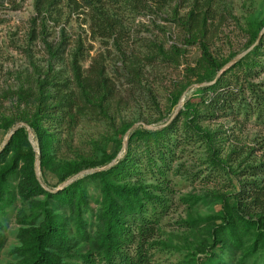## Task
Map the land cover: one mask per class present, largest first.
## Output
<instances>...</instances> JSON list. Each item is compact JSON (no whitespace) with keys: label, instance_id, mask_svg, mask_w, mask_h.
I'll return each instance as SVG.
<instances>
[{"label":"rangeland","instance_id":"rangeland-1","mask_svg":"<svg viewBox=\"0 0 264 264\" xmlns=\"http://www.w3.org/2000/svg\"><path fill=\"white\" fill-rule=\"evenodd\" d=\"M36 1L6 0L0 4V148L15 126L9 128L12 121L10 107L14 102L11 100L10 92L19 89L21 85L25 87L28 74L36 76L33 72L35 66L44 69L47 66V56L41 41L44 34L42 35L41 29L37 27L35 39L31 40L29 35L32 26L30 21L36 16ZM147 2L146 5V0H56L47 12L45 19L47 41L58 44L61 39H65L67 42L62 59L54 69L63 71L64 75L70 77L68 74L70 53L80 43L83 48L81 62L83 69L87 72L91 68L104 66L110 83L117 91L114 101H119L118 113L114 115V120H95L87 116L65 123L62 127L55 121L43 123L48 133L62 135L58 139L63 141V146L56 154L52 153L57 160L71 163L85 160L98 163L117 152L115 159L112 160L116 163L123 159L133 131L137 129L156 131L159 129L148 130L142 124L152 127L168 121L167 115L172 107V100L167 98L169 82L178 76L184 65L178 68L168 64L161 66L157 58L151 63L146 59L153 58L157 53L151 41L157 45L162 44L165 50L169 48L172 39L178 34L170 19L174 15L177 17L185 15L189 10V3L173 1L159 8L150 1ZM212 10L213 19L209 21L210 29L205 40L208 41L211 51L221 58H227L231 54L238 56L246 51L244 46L249 39V33L258 28V25H264V0H214ZM253 45L242 57L249 56L248 64L243 66V69L247 70L254 66L253 61L258 62L256 69L260 74L256 80L264 83V49L255 53L252 51ZM199 54L200 50L196 44L188 48L185 57L188 62H192ZM131 60H134L136 68L140 69V83L132 80L124 66ZM194 85L182 94L183 104L193 91L199 88L196 86L198 84ZM262 89L264 90V84ZM147 90H150L149 94ZM150 95L152 100L149 101L147 98ZM153 100L154 104L151 102ZM113 108L116 109L115 105ZM176 108L177 106L170 113L169 119ZM158 110L162 112L161 122L150 125L143 122L142 119L158 118L160 116ZM135 124L138 126L130 130ZM246 124L230 131L234 126L225 120L203 123L202 128L208 131L218 129L220 131L218 135H222L223 138L228 135L231 138V146L223 148L221 156L215 161L204 163L207 152L201 143V146L196 144L177 154L179 160L174 162L169 172H166L165 180L157 179L145 168H139L144 183L148 186L144 217L154 231L144 236L147 240L142 241L138 225H130L137 239L134 245L142 248L143 251L140 249L139 251L146 264H237L241 251L252 247L254 228L247 231L244 225L241 227L242 223L237 239L243 246H235L229 235L224 233L221 242L212 248L209 238L212 228L221 223L223 203H227L228 206L234 204L240 181L237 171L264 155L262 149L264 130L257 126V123ZM27 142L33 151L34 149L38 151V140L32 130L31 141L29 142L27 138ZM143 143L141 139L132 141L137 154L142 152ZM21 147L23 151L29 150L24 143ZM234 147L244 153L241 156L235 154L239 158L236 159L234 155L230 162L226 155ZM243 158L247 160H244L245 164H240ZM105 166L107 165L92 169ZM86 175L89 174L78 176L77 179ZM32 176L46 192L50 193H56L66 187L62 185L72 178L71 176L62 182L63 173L49 168L42 170L40 163L37 177L35 156L32 160L26 159L19 163L16 172L8 178L10 188L0 202V222L3 225L0 264H19L21 261L19 250L24 234H29L30 230L42 223L40 207L45 196L30 194L28 180ZM83 184L88 199L87 206L82 209V216L87 223L89 234L96 238L94 235L98 229V215L103 202L100 185L93 179H86ZM51 207L54 208L53 212L64 214L69 235L73 237V215L69 208L60 204L57 206L51 204ZM206 246L211 247L209 252L213 255L212 262H204V255L197 252ZM236 248H239L240 252ZM193 253H196V257L192 263L190 255ZM71 254V258H61L62 261L68 264L103 263L96 243L89 245L88 242L82 241L75 246ZM77 254L86 255L89 262H82ZM263 259L264 244H259L255 251L252 250L245 264H263Z\"/></svg>","mask_w":264,"mask_h":264},{"label":"trees","instance_id":"trees-1","mask_svg":"<svg viewBox=\"0 0 264 264\" xmlns=\"http://www.w3.org/2000/svg\"><path fill=\"white\" fill-rule=\"evenodd\" d=\"M4 1L6 0H0V4ZM55 1L35 2L36 16L30 21L32 26L29 35L31 40L35 39L37 27L41 29V34H44L41 41L47 56V66L45 69L35 66L33 72L36 76L28 74L25 87L21 85L19 89L10 92L11 100L14 102L10 107L12 121L8 127L11 128L17 123L28 125L38 140V159L42 170L48 168L58 170L59 173H63V182L82 170L110 164L117 152L98 163L85 160L76 163L57 160L52 153L56 154L63 146V141L58 139L62 135L48 133L43 123L55 121L59 127H62L65 123L87 116L95 120H114V115L118 113L119 101H114L117 91L110 83L104 66L91 68L87 72L83 69L81 64L83 48L80 43L70 53L71 60L68 65L70 77L64 75L63 71L54 69V66L61 61L67 47L65 39H61L58 44L47 41L45 19ZM147 1L159 8L173 1L189 3V10L185 15L182 17L174 15L170 19L178 34L172 39L169 48L165 50L162 44L157 45L151 41L157 53L153 58L146 59L151 63L157 58L161 66L168 64L178 68L184 65L178 76L169 82L167 98L172 100L171 113L187 88L194 84L214 81L216 74L236 54H231L227 58L218 57L205 40L210 29L209 21L213 19L214 0H146V5ZM263 26L258 25V28L249 33L245 50L256 42ZM196 44L200 54L195 60L188 62L185 57L186 52L188 53L190 46ZM260 49H264V36L252 51L256 53ZM248 57L245 56L230 67L215 80L214 84L196 88L175 118L163 128L156 131L144 129L133 131L123 159L109 169L76 179L56 193L46 192L34 176L29 178L30 194L44 195L45 198L40 207L42 223L30 230L29 234H24L19 250L21 256L19 264H68L61 258H71V251L82 241L88 242L89 245L97 244L102 264H146L141 253L142 248L137 244L134 245L137 239L130 225H138L140 234L142 233L140 239L142 241L147 240L144 236L154 231L144 217L148 186L144 183L139 168H145L157 179H164L166 172H169L174 162L179 160L177 155L179 152L183 153L196 144L201 146V143L206 147L207 152L204 163L215 161L221 156L223 148L231 146V138L228 135L224 138L218 135L220 133L218 129L208 131L202 128L203 123L225 120L234 126L230 131L247 125V122L257 123V126L264 130V90L262 89L264 83L256 80L260 74L256 69L258 62L253 61L254 66L247 70L243 69V66L248 64ZM124 66L132 80L140 83V69L136 68L135 61L131 60ZM149 91L147 90L148 94ZM147 99L152 100L151 95ZM151 102L154 104L155 101ZM114 105L116 109L113 108ZM158 112L160 114L158 118L142 119L143 122L147 125L158 124L162 121V112L160 110ZM170 113L167 115L168 120ZM166 121L161 124L167 123ZM128 126L130 127L131 124ZM138 139L144 141V148L137 154L133 149L132 141ZM22 143L29 147L28 151L22 150ZM262 149L264 150V147ZM243 153L234 147L227 153L226 158L232 162V156L235 154L241 156ZM34 156L35 152L27 142L25 128H19L7 145L0 150V202L10 188L8 178L16 172L19 163L26 159L32 160ZM237 158L239 157L236 156ZM244 160L247 159L243 158L240 164H245ZM237 172L240 181L234 204L228 206L227 203H223L221 223L212 228L209 238L212 248L221 242L224 233L229 235L235 246H243L237 239L239 229L243 225L247 231L254 228L253 245L241 251L237 262V264H245L252 250L255 251L259 244H264V155L259 156L252 163L245 164ZM86 179H93L99 183L103 198L98 215L99 225L94 235L96 238L89 234L87 223L82 216V209L87 206L88 199L83 184ZM51 204L55 206L60 204L69 208V212L73 215V237L69 235L64 214L53 212L54 208ZM2 230L3 225L0 222V247L3 244ZM209 248L211 247L206 246L197 251L204 255V262H212L213 255L209 252ZM236 249L240 252L239 248ZM128 250L133 252L128 253ZM77 255L82 262H89L86 255ZM190 257L192 263L195 262L196 253L191 254Z\"/></svg>","mask_w":264,"mask_h":264},{"label":"water","instance_id":"water-1","mask_svg":"<svg viewBox=\"0 0 264 264\" xmlns=\"http://www.w3.org/2000/svg\"><path fill=\"white\" fill-rule=\"evenodd\" d=\"M264 33V29L261 30V32L259 33L258 35V38L256 40V42L254 43L253 46H255V44L258 43L260 37L263 35ZM252 48V47H251ZM250 48V49H251ZM246 50L244 52H242L240 55L236 56L235 58H233L226 66H224L221 71L217 74V77H219L227 68H229L231 65H234L236 62H238L244 55H246L248 53V51L250 50ZM216 77V79H217ZM211 83H208V85H211L215 82V80ZM207 84H199V85H196L197 87H201V86H205ZM193 86L195 85H192L190 86L187 90L189 91L191 88H193ZM185 92V93H186ZM183 99L184 97H182L180 100H179V103L177 105V108L175 110V112L172 114V116L170 117V119L167 121L166 124H163V125H158V126H146L144 124H142L144 126L145 129H148V130H156V129H161L163 128L164 126H166L168 123H170L174 118L175 116L177 115V112L179 111V109H181L182 107V104H183ZM138 125L135 124L131 127L130 130L136 128ZM24 127L26 130H27V138H28V141L30 142L31 141V130H30V127L28 125H26L25 123H17L13 129L11 130V132L9 133L7 139L5 140V142L3 143V146L0 148V150H2L6 145L7 143L9 142V140L11 139L12 135L16 132V130H18L19 128H22ZM128 134V133H127ZM125 139L123 140V146L125 147ZM34 152H35V165H36V174H37V177H38V170H39V159H38V151L34 149ZM115 164V161H112L110 164H108L107 166L103 167V168H97V169H91V170H86V171H82L80 173H78L77 175L73 176L71 179H69L67 182H65L62 186H67L68 184H70L71 182H73L74 180H76L78 178V176H82L84 174H90V173H95V172H100V171H104V170H107L109 169L110 167H112L113 165ZM43 186V184H42ZM44 187V186H43ZM46 190L48 191V189L46 188Z\"/></svg>","mask_w":264,"mask_h":264}]
</instances>
